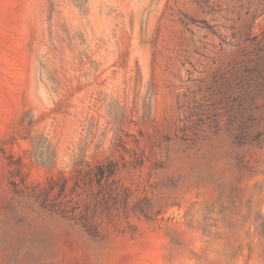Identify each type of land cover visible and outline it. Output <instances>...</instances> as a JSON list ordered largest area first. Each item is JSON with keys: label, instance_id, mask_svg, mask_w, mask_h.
Here are the masks:
<instances>
[{"label": "rangeland", "instance_id": "rangeland-1", "mask_svg": "<svg viewBox=\"0 0 264 264\" xmlns=\"http://www.w3.org/2000/svg\"><path fill=\"white\" fill-rule=\"evenodd\" d=\"M0 264H264V0H0Z\"/></svg>", "mask_w": 264, "mask_h": 264}]
</instances>
